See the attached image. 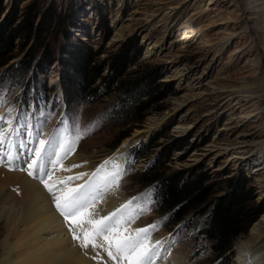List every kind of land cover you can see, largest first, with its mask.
Masks as SVG:
<instances>
[{
    "label": "rangeland",
    "instance_id": "1",
    "mask_svg": "<svg viewBox=\"0 0 264 264\" xmlns=\"http://www.w3.org/2000/svg\"><path fill=\"white\" fill-rule=\"evenodd\" d=\"M32 4L44 15L45 41H39L33 70L17 79L11 68L27 58L35 40L23 50V40H16L14 58L0 67V98L7 101L0 116L11 107L14 115L42 113L46 137L64 117L76 120L89 131L66 159L90 174L118 160L124 175L116 190L126 202L151 192L150 213L130 228L155 223L159 230L152 239L168 243L167 252L186 264H251L242 243L264 216V0H0V23L14 16L17 24ZM136 42L137 51L128 57L134 62L118 84L108 87L99 79L74 96L73 88L83 86L69 69L77 56L103 66L106 77L114 55ZM152 70L158 80L145 92V75ZM137 82L131 95L125 92ZM146 103L144 119L134 120L133 108ZM160 134L165 136L140 156V146ZM176 141L187 142L178 147ZM168 153L169 160L160 163ZM152 169L166 175L185 171L183 180L207 171L206 184L220 194L227 180L244 177L262 213L223 258H215L200 232L203 216L171 224L169 213L157 211L154 190L140 179ZM5 234L0 225V244Z\"/></svg>",
    "mask_w": 264,
    "mask_h": 264
},
{
    "label": "snow or ice",
    "instance_id": "2",
    "mask_svg": "<svg viewBox=\"0 0 264 264\" xmlns=\"http://www.w3.org/2000/svg\"><path fill=\"white\" fill-rule=\"evenodd\" d=\"M6 103L0 98V110ZM14 112V107H11L4 116H0V167L17 170L22 163L19 170L27 171L29 176L44 185L53 197L57 211L68 224L73 239L79 241L82 248L103 247L97 244L99 238L107 245L104 248L107 256L116 264H157L161 252H167L163 241L152 240L153 233L159 230L157 225L153 223L129 230L137 219L150 213L153 204L151 192L127 201L108 215L95 217L90 210L106 193L120 185L124 169L119 161H105L84 184L71 186L73 180H80L86 174L50 184L53 170L63 168V161L75 151L77 142L89 130H81L76 120L64 117L60 126L46 137L48 119L43 118L42 113L33 115L25 110L14 115ZM85 223L89 225L88 230L78 235L73 225Z\"/></svg>",
    "mask_w": 264,
    "mask_h": 264
},
{
    "label": "trees",
    "instance_id": "3",
    "mask_svg": "<svg viewBox=\"0 0 264 264\" xmlns=\"http://www.w3.org/2000/svg\"><path fill=\"white\" fill-rule=\"evenodd\" d=\"M21 18L17 24L15 23L19 19L16 20L14 16H9L0 23V67L8 65L14 58L13 52L16 49L15 42L17 39L23 40L22 50L32 40H35L34 48L29 51L27 58L19 66H12L11 68L13 77L17 79H24L33 70V56L40 48L39 41H45L44 33L46 32L44 15L34 4L27 8ZM132 48L131 50L124 48L114 55L110 64V75L106 77L101 76L103 66H94L92 61H89L85 56H77L73 61L74 64L69 65V69L72 70L74 76L79 78L80 84L83 86L78 84L77 87L75 86L76 88H73L74 96H80L91 89L99 79L106 81L108 87L118 84L128 64L134 62L129 61L128 57L133 51H137V42L133 43ZM145 80V92H147L148 87L158 80L156 71H148ZM138 86L139 82L132 83L125 92L131 95L130 92ZM147 94L152 95L151 92ZM138 98V96L134 98L135 102H138ZM147 107L148 103L137 104L131 112L134 120H143L145 117L143 113ZM163 136L165 135L160 134L150 143L141 145L140 156L155 147L156 142ZM123 139L124 137L120 138L116 145ZM186 142L176 141V144L178 147H183ZM163 157L159 159V162L165 164L169 160V153L165 156L163 154ZM158 169L162 170L161 168ZM185 175V171L166 175L152 169L141 174L140 179L143 185L150 186L154 190L156 209L158 212L169 213L171 224L178 223L191 214L203 216L200 232L209 241L214 257L223 258V255L230 251L239 236L248 232L262 212L255 205L254 197L252 198L251 191L247 189V181L244 177L240 176L236 179L227 180V188L223 194H220L221 190L213 191L212 186L206 184L210 180L207 171L198 173L197 177H193L191 180H183ZM222 264L232 263L228 259Z\"/></svg>",
    "mask_w": 264,
    "mask_h": 264
},
{
    "label": "bare ground",
    "instance_id": "4",
    "mask_svg": "<svg viewBox=\"0 0 264 264\" xmlns=\"http://www.w3.org/2000/svg\"><path fill=\"white\" fill-rule=\"evenodd\" d=\"M76 165L73 159H65L63 168L53 170L49 183L86 174L82 179L71 182V186L84 184L92 174L86 171L87 168L78 170ZM22 166L21 163L17 170L0 167V225L6 231L0 244V264H116L107 256L104 250L107 245L102 239L98 238L97 244L103 247L95 249L82 248L79 241L73 239L68 224L54 205L53 197L38 179L29 176L27 171L19 170ZM117 190L106 193L90 210L95 217L108 215L125 204V195ZM73 227L78 235L89 228L86 223ZM242 244L244 255L248 256L251 264H264V216L252 228L250 238ZM163 247L167 249L168 243L165 242ZM157 264L186 263L179 255L162 251ZM239 264H246V261Z\"/></svg>",
    "mask_w": 264,
    "mask_h": 264
}]
</instances>
